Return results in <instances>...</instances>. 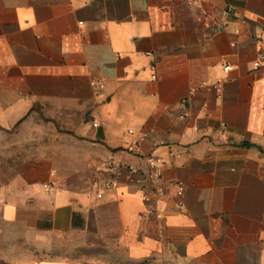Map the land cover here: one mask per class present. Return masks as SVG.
<instances>
[{"label":"crops","instance_id":"crops-1","mask_svg":"<svg viewBox=\"0 0 264 264\" xmlns=\"http://www.w3.org/2000/svg\"><path fill=\"white\" fill-rule=\"evenodd\" d=\"M143 132L182 209L126 171L103 189ZM3 225L109 264H264V0H0Z\"/></svg>","mask_w":264,"mask_h":264},{"label":"rangeland","instance_id":"rangeland-1","mask_svg":"<svg viewBox=\"0 0 264 264\" xmlns=\"http://www.w3.org/2000/svg\"><path fill=\"white\" fill-rule=\"evenodd\" d=\"M8 139V136L3 135ZM41 259L89 261L101 259V264L119 261L112 246L74 245L68 238L48 236L15 225L0 228V264H31Z\"/></svg>","mask_w":264,"mask_h":264},{"label":"built area","instance_id":"built-area-1","mask_svg":"<svg viewBox=\"0 0 264 264\" xmlns=\"http://www.w3.org/2000/svg\"><path fill=\"white\" fill-rule=\"evenodd\" d=\"M259 65V61L254 62V67ZM225 70L230 69V66L227 65L224 67ZM91 85L97 88H103L104 84L96 81H92ZM216 90L220 93L221 91V84L218 82L215 85ZM191 93L194 92V89L190 91ZM186 99L181 101V104L184 105ZM96 126L97 123L94 122ZM128 132L130 134L134 133L133 129H129ZM148 133L143 132L139 137L136 139L131 140L126 145V150L129 153H132L139 157L144 165H136L132 163H127L123 161H112L110 168L112 170V174L106 177L102 184L103 189H111L116 187L118 183V176L123 172L126 171L128 175V180L131 183L140 182L141 184V192L143 199L147 202L154 201L158 198V196L165 193V190L168 186H172L176 190V194L178 195L179 199L177 201L178 208L182 209L184 206V202L182 196L184 194L185 185L184 182L181 180H170L165 182L163 179V160L158 158L157 156L151 153H145L143 151V141L147 137ZM170 155H175V152L170 151ZM103 195V190L97 192V196L101 197Z\"/></svg>","mask_w":264,"mask_h":264}]
</instances>
